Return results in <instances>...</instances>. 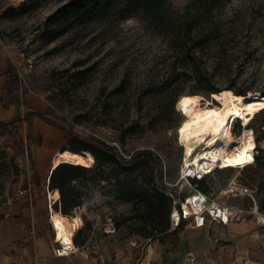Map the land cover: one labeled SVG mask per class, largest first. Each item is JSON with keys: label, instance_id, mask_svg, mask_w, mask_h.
<instances>
[{"label": "rangeland", "instance_id": "374dc122", "mask_svg": "<svg viewBox=\"0 0 264 264\" xmlns=\"http://www.w3.org/2000/svg\"><path fill=\"white\" fill-rule=\"evenodd\" d=\"M67 1L0 0V37L22 61L30 57L34 62L28 71L30 88L47 100L49 117L65 130V145L72 131L110 143L126 159L151 150L160 158L161 183L184 193L186 187L178 183L184 156L178 127L186 115L181 101L198 94L205 104L212 93H206L193 75L181 73L186 63L180 47L171 45L169 36L145 15L110 14L72 25L57 36V31L45 32L47 17ZM169 1L185 13L181 25L199 16L202 20L193 22L197 28L214 30L196 47V62L213 73L216 86L232 84L264 94V0H211L210 7L198 0ZM250 122L257 161L244 169L217 170L212 183L222 187L237 177L256 190L264 209V106ZM241 130L236 122L231 136ZM88 167L96 169V159ZM149 171L146 163L126 171L108 164L103 179L88 174L82 180L80 205L68 215L75 229L80 227L79 243L95 254L114 257L127 252L132 241L146 238L135 231L133 195L120 182L135 180L142 191ZM34 172V149L28 139L14 125L0 122V208L19 185L33 179L41 183ZM224 199L248 204L242 197Z\"/></svg>", "mask_w": 264, "mask_h": 264}, {"label": "crops", "instance_id": "0c3cea01", "mask_svg": "<svg viewBox=\"0 0 264 264\" xmlns=\"http://www.w3.org/2000/svg\"><path fill=\"white\" fill-rule=\"evenodd\" d=\"M28 71L14 48L0 37V122L14 125L28 139L34 149V175L41 179L38 185L33 179L29 183L32 192L0 212V264H182L188 251L196 254V264H264V225L251 217L227 224L209 218L201 228L181 226L114 257L92 250L85 257L82 245L70 256L55 255L50 212L60 193L56 197L54 190H48L54 152L65 145L67 137L57 123L33 113L42 112L52 120L47 100L29 86ZM241 197L248 200L247 205L223 200L237 206L251 203Z\"/></svg>", "mask_w": 264, "mask_h": 264}, {"label": "trees", "instance_id": "16d2710c", "mask_svg": "<svg viewBox=\"0 0 264 264\" xmlns=\"http://www.w3.org/2000/svg\"><path fill=\"white\" fill-rule=\"evenodd\" d=\"M198 1L209 7L214 4L211 0ZM110 14L120 17H127L131 14L145 15L155 27L162 29L169 36L171 45L180 47V53L186 63L185 66L179 68L181 73L193 75L206 93L223 88L212 82V72L205 70L196 62L198 58L196 47L208 41L214 30L197 28L196 23L193 22L202 20L199 16L192 17L185 25H181L179 22L185 13L175 10L169 0H68L47 17L44 30L47 33L57 31L55 34L57 36L72 25ZM177 70V67L172 68L173 73ZM227 87L235 92H245L232 84ZM33 113L56 124L42 112ZM69 133L71 135L69 146L90 152L95 157L94 160L96 159V169L81 163L61 162L58 164L51 172L49 181V189L55 191L53 195L59 196L60 193V201L55 204V209L61 210L62 214L69 215L75 207L80 205L84 192L82 180L88 174H92L95 180H101L104 178L103 172L108 164L126 171L135 169L139 163H146L150 166L149 179L147 180L148 186L142 191L137 188L135 180L134 182L131 180L120 182L124 190L133 195L131 201L135 209L136 223H138L135 231L146 238H154L168 231L172 198L160 181L161 162L153 151L141 150L126 159L110 143L83 137L72 131ZM202 187L205 188L206 185L202 183ZM79 236L80 231L75 237L76 243L83 245V242H78Z\"/></svg>", "mask_w": 264, "mask_h": 264}, {"label": "bare ground", "instance_id": "6f19581e", "mask_svg": "<svg viewBox=\"0 0 264 264\" xmlns=\"http://www.w3.org/2000/svg\"><path fill=\"white\" fill-rule=\"evenodd\" d=\"M200 98L198 94H189L181 101L186 115L178 127V136L184 146L185 161L193 160L197 165L204 163L211 167L218 164L222 167H245L253 163L257 146L254 130L249 124L264 106V94L251 90L235 92L223 87L212 92V97L207 98L205 104ZM238 119L247 125L232 137L231 127ZM61 162L91 166L94 157L88 151L64 145L55 153L52 167ZM53 219L59 228L60 238L70 239L75 234V223L71 217L55 212Z\"/></svg>", "mask_w": 264, "mask_h": 264}, {"label": "built area", "instance_id": "2783aa9c", "mask_svg": "<svg viewBox=\"0 0 264 264\" xmlns=\"http://www.w3.org/2000/svg\"><path fill=\"white\" fill-rule=\"evenodd\" d=\"M25 61L27 69L31 70L34 66L33 60L30 57H27L25 58ZM236 122L240 123L242 129L245 127L242 121L238 119L234 122L233 132ZM181 146L184 147L182 144ZM258 152L259 150L256 147L254 162H256ZM253 163H250L245 167ZM245 167L237 166L232 168L244 169ZM224 168L231 167H222L220 164L211 167L204 163L197 165L193 160L186 162L185 157H183V162L178 173V183L186 187V190L182 193L177 192L173 187L167 189L172 198L170 227L168 231L178 229L181 226H186L188 228H201L205 226L209 218L227 224L232 221H243L247 217H251L254 218L258 224L264 225V209L260 206L256 197V190L253 187L237 177L229 179L222 187L214 186L212 181H214L215 172ZM202 183L206 185L205 188L202 187ZM48 191L50 192L52 190L49 189ZM30 192H32L30 185H19L14 190L12 196L6 200L4 206L0 208V212L4 211L15 201L23 199ZM229 196H246L250 199L251 203L248 206L232 205L223 200L224 197ZM59 201L60 197H58L57 201H54V204ZM55 212L62 213V211L51 209L50 212V220L54 230L53 252L57 256H70L80 250V247L75 240L79 228L75 230V234L70 236V239L60 238L59 228L56 221L53 219ZM150 239L151 238H145L143 241L134 240L131 242V248L136 250ZM261 248L264 260V241L261 244ZM81 252L85 257H88L91 253V248L82 245ZM182 264H196V254L193 251L186 252L183 255Z\"/></svg>", "mask_w": 264, "mask_h": 264}]
</instances>
